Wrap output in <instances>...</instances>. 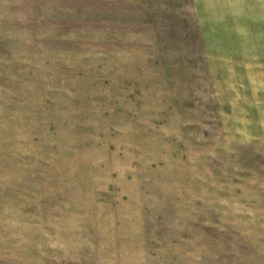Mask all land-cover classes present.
<instances>
[{"label":"rangeland","instance_id":"1","mask_svg":"<svg viewBox=\"0 0 264 264\" xmlns=\"http://www.w3.org/2000/svg\"><path fill=\"white\" fill-rule=\"evenodd\" d=\"M0 264H264V0H0Z\"/></svg>","mask_w":264,"mask_h":264}]
</instances>
